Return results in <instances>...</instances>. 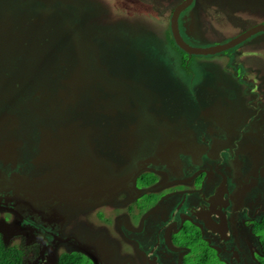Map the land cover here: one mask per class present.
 Listing matches in <instances>:
<instances>
[{
	"label": "flooded vegetation",
	"instance_id": "obj_1",
	"mask_svg": "<svg viewBox=\"0 0 264 264\" xmlns=\"http://www.w3.org/2000/svg\"><path fill=\"white\" fill-rule=\"evenodd\" d=\"M183 1H134L159 27L92 28L106 48L103 72L80 65L77 27L71 57L49 50L46 75H57L44 80L39 106L0 100V244L14 251L12 264H59L64 255L80 264H264V68L238 55L260 45L264 31L232 47L240 51L230 59H215L224 51L190 55L170 28ZM261 2L191 0L178 16L180 36L192 47L224 44L264 24ZM233 4L259 20L229 36L221 10L233 12ZM55 6L40 11L49 39ZM11 11L0 14V73L14 79L18 69L8 65L30 61L32 36ZM204 25L214 39L196 36ZM144 52L153 54V77L142 75Z\"/></svg>",
	"mask_w": 264,
	"mask_h": 264
},
{
	"label": "rangeland",
	"instance_id": "obj_2",
	"mask_svg": "<svg viewBox=\"0 0 264 264\" xmlns=\"http://www.w3.org/2000/svg\"><path fill=\"white\" fill-rule=\"evenodd\" d=\"M38 1L41 0H0V12H1L0 14L3 15L5 13L3 11L14 10L17 14L16 15L17 26H19V24H23L27 22V25L26 26L24 25L23 28H25L28 37L32 36L28 41L32 47V56L30 57V61L26 64L18 65V66H16L15 64H13L12 67L11 65H8L10 68L9 67L7 68L6 66V68L9 69V72H13L15 70L14 68L18 69V71L16 72L18 73V75L12 73L15 78L11 79V77H9V75L6 72L2 74L0 73L1 78L3 77V79H5L6 81L5 85L1 84L0 82V92L2 91L4 95L0 100H4L5 102L7 101L14 103V99H17V102L18 101L26 102L28 100L27 98H32L33 102H35L34 107L39 106V104H37L36 102L40 101L41 97L47 96V94H45L46 88L44 87V83H43L44 80L45 79L55 80L56 78L53 77V75L54 74L57 75V73H55L54 71H52V78H49L46 75L49 72V69L46 68L47 57L48 54H50L49 50L51 53L54 54L58 52L56 49H62L64 50V53L65 51H67L66 52L67 54L65 53L66 56L71 57L68 54V51L71 52L73 49L72 44H70L71 37H75V38L77 37L78 28H80V34L81 37L83 38V42H80L78 46L79 51L81 50V52L83 53V60L79 61L80 65L85 69H89V71L92 70V72H95L98 69L99 65L101 64L102 66L101 72H103L104 69H106V64H107V61L105 59L106 53L103 50L106 48H104V46L102 45L103 41L98 38L97 33H103V30H106V28H108L110 25L111 27H114L115 24L119 22L121 23L117 24L116 28H118V26L119 28H124L125 25L123 23L129 24V26L131 27L141 26L144 30L151 28L150 25L153 27L160 26V23H158L159 21H156L157 18L151 17L149 15H145L144 13L139 12L138 10H134L133 3L135 0H44L50 5H56L51 13V17H53L52 18L53 22L50 23V26L52 28L54 27L55 30V32L53 30L50 31L54 38L49 39L48 38L49 32L47 31V27L45 25V21L43 20V16L42 14H40L41 9L44 8L45 2L42 5H38ZM63 1H65L66 4L63 5ZM262 4L264 6V3ZM61 5L64 8L65 11L64 14L61 13L62 12ZM218 6L219 5L217 4V7ZM203 7H201L199 10H201ZM231 7L232 9L230 10L233 12H226L225 10H221V12L227 16L225 21L222 24H220L222 29L224 30L223 33L226 35L229 36L234 35L238 31L243 29L244 26L242 25H244V23L249 24L250 22L249 20H254V21L259 20L257 17L247 19L249 17L247 13L244 14V12H237L236 10L239 8L237 4H233V6ZM36 9L39 12L36 15H34V10ZM73 16H75L77 20H75ZM31 18L34 19L33 22L31 21ZM198 19L199 21L205 20L200 13ZM216 21L219 20L217 19ZM154 22L155 25L153 24ZM96 25H99L98 26L99 28L95 29L94 27ZM92 28L95 30V32L97 31V33L91 35ZM17 30L18 32H21L19 29ZM151 31L154 32L152 29ZM157 32L160 33V31ZM207 32L208 31H206L204 25L201 26V28L197 29L195 34L196 36L199 37V39L202 40L203 39L206 40V38H209V40L214 39L212 32L211 33H207ZM16 39L18 43L17 33H16ZM161 42L162 43L158 44V47L161 48L162 50L161 54L164 56V51H163L164 41ZM100 44L101 46L99 47L98 45ZM45 45H49L50 48L46 47ZM94 45H97L98 47ZM236 48H232L231 50L226 52L224 51L221 55L215 56V59H225V58L230 59L229 56H232L233 53L237 51L238 48L237 49ZM245 52L246 53H243L242 55L241 54L238 55L242 56L241 57L242 60L245 59L246 57L247 65H253V67L256 68L263 66L264 68V41L261 42L260 45H255L247 48V51ZM140 55L142 56L141 59L143 60L142 75L146 77L151 75L153 77L152 75V70L154 71V68H152L153 59L150 58L153 56V54H151L150 52H144ZM189 64H190V70L191 72H193V75L194 74L199 75L200 67L197 65V63L189 61L187 65ZM4 67H5L4 61L1 60L0 58V68H4ZM220 67H222V65H220ZM147 68L149 71L147 70ZM169 70L171 71L170 68ZM178 70H181L183 73L187 71L186 67L182 68L180 66H178ZM178 70L176 67L173 71L178 72ZM233 70L234 69L231 67L228 71H226V76L232 73ZM185 74H183V76ZM44 75H46V77ZM36 76H39V81L36 79ZM66 78H70V77L66 75ZM28 79L29 81H31L32 87L27 90V87L25 88L21 87V81L28 84L27 83ZM88 81L90 80L87 79L86 82ZM2 85H4L5 87ZM64 87H66L67 89L68 98L74 100L76 96L74 94V91L71 90L69 85L68 86L64 85L63 88ZM24 91L26 92L24 93ZM34 94L38 98H33ZM173 94H175L174 89H173ZM103 100L107 101V99L104 97ZM26 103L25 105H27ZM131 106L137 109L144 107V104L142 102H140L139 104H136L134 102V105ZM12 110L14 109L9 110V115L7 116L5 115V118L11 120L10 114L12 113ZM177 110H182V109L179 108ZM2 116L3 115H1V117Z\"/></svg>",
	"mask_w": 264,
	"mask_h": 264
},
{
	"label": "water",
	"instance_id": "obj_3",
	"mask_svg": "<svg viewBox=\"0 0 264 264\" xmlns=\"http://www.w3.org/2000/svg\"><path fill=\"white\" fill-rule=\"evenodd\" d=\"M190 2H191V0H185L179 6L176 7V9L173 12V15L171 18V24H170L171 33H172V36H173V39H174L176 45L180 49H182L184 52H186L190 55H192V54H194V55H214V54L226 51V50L236 46L237 44L241 43L246 38L254 35L257 32L264 31V24H261V25L255 26L254 28L250 29L246 33H243V34L229 40L228 42H226L224 44H218V45H214V46H210V47H206V48L192 47L182 39V37L180 36V33H179V28H178L179 13L187 5H189Z\"/></svg>",
	"mask_w": 264,
	"mask_h": 264
},
{
	"label": "trees",
	"instance_id": "obj_4",
	"mask_svg": "<svg viewBox=\"0 0 264 264\" xmlns=\"http://www.w3.org/2000/svg\"><path fill=\"white\" fill-rule=\"evenodd\" d=\"M14 251L10 248H4L0 244V264H12L11 256ZM59 264H80L79 260L73 255H64L60 258Z\"/></svg>",
	"mask_w": 264,
	"mask_h": 264
}]
</instances>
